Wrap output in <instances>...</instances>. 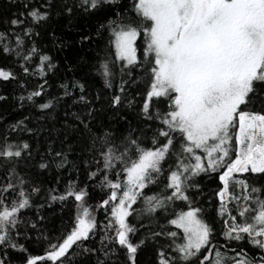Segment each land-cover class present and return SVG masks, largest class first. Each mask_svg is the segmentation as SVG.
Masks as SVG:
<instances>
[{"label": "snow or ice", "instance_id": "6c2138e0", "mask_svg": "<svg viewBox=\"0 0 264 264\" xmlns=\"http://www.w3.org/2000/svg\"><path fill=\"white\" fill-rule=\"evenodd\" d=\"M11 2L0 81L28 114L0 125V264H264V0Z\"/></svg>", "mask_w": 264, "mask_h": 264}, {"label": "trees", "instance_id": "16d2710c", "mask_svg": "<svg viewBox=\"0 0 264 264\" xmlns=\"http://www.w3.org/2000/svg\"><path fill=\"white\" fill-rule=\"evenodd\" d=\"M17 8L16 5H14L11 0H0V20L8 19L11 13L16 12ZM73 38H75V33L71 34ZM53 56L60 57V53H56L53 51L51 53ZM80 55L85 56L86 59H91L92 56L95 55V53L91 51H86L79 53ZM63 55H68L70 58H75L77 55V51L75 49V46L73 49L67 51ZM13 60V57L9 56L7 60L0 59V67L5 68H14L13 63L11 61ZM14 70L18 71V69ZM83 71H87V67L84 65H81L80 68L77 70L76 75L79 76ZM98 87L101 85H97ZM54 89H50V91H53ZM20 89L17 87L15 83L12 82H5L0 81V95H5L8 97V101L2 102L0 101V115L4 117L3 121H0V125H4L5 122L7 123H13L16 119L22 118V114L27 115L28 111L27 109H17L15 107L16 102L13 100V97L20 95ZM34 114H38L35 112V110H32ZM53 121H47L45 123L46 127H51ZM56 127L59 128L60 125L56 124ZM55 175V170L51 173H45L41 178L46 181L49 185L53 183V176ZM202 188L205 192V197L201 198V204L203 207H205L209 213V215L213 214V210L218 206L219 201L214 196V190H217L221 185L218 181L215 174H212L211 177L202 178L201 179ZM98 192V190H97ZM145 192L147 194H151L148 189H145ZM96 195V193H94ZM210 201V203H209ZM90 203H96L95 200L89 201ZM179 203V202H178ZM133 207H139V202L137 205H134ZM54 209L56 211H54ZM59 205H53V208H46L43 210V214L47 217L45 223V229L46 231L51 232L53 235H59L60 232L65 231L68 228V225L70 223V216L72 215L71 211V204H69L68 208L65 209L63 212L58 211ZM32 213L30 212L29 215ZM98 220H103V210H100L96 213ZM130 221L132 218H129ZM174 230V229H173ZM220 243H223V238H218ZM80 259H86V257H81ZM140 259L143 261L146 259L145 255H141Z\"/></svg>", "mask_w": 264, "mask_h": 264}]
</instances>
